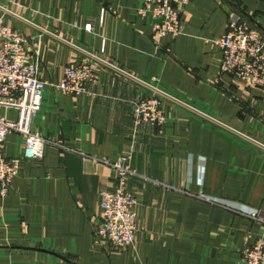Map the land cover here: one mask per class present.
Here are the masks:
<instances>
[{"label":"crops","instance_id":"0c3cea01","mask_svg":"<svg viewBox=\"0 0 264 264\" xmlns=\"http://www.w3.org/2000/svg\"><path fill=\"white\" fill-rule=\"evenodd\" d=\"M143 3L0 0L4 23L37 37L42 80L59 82L84 50L174 98L164 100L163 126H137L134 106L153 92L115 69L99 67L78 97L48 86L34 130L75 153L48 145L41 160H27L23 136H7L0 157L21 163L0 203V264H245L244 250L264 237V88L224 74L216 44L231 15L264 34V0H188L184 33L158 47L157 20L137 14ZM125 153L147 179L127 183L138 233L113 252L94 232L100 193L117 185L105 162ZM255 211L261 220L247 215Z\"/></svg>","mask_w":264,"mask_h":264},{"label":"built area","instance_id":"2783aa9c","mask_svg":"<svg viewBox=\"0 0 264 264\" xmlns=\"http://www.w3.org/2000/svg\"><path fill=\"white\" fill-rule=\"evenodd\" d=\"M187 4L188 0H144L137 10L140 17H152L157 20L153 27V42L157 47L160 39L176 38L184 33L186 23L182 13ZM85 30L92 32L93 25L87 24ZM216 44L222 52L221 68L224 74L242 81L249 89L264 88V34L249 22L231 15L226 33ZM37 46V37L28 36L7 26L4 17L0 16V147L9 134L17 133L25 140L24 159L41 160L48 145L75 153L64 141L51 140L36 132L34 120L42 108L44 91L48 86L75 97L89 93L88 86L95 80V71L102 66L132 77L153 92L134 106V120L137 126L146 123L161 127L165 124L164 100L174 98L158 88L155 81L135 77L98 54L81 50L86 59L66 65L61 80L50 84L40 78V60L34 55ZM4 109L16 110L17 118L5 117L2 114ZM80 155L85 160L97 161L86 154ZM20 163V158L0 157V203L7 197ZM131 163V153L123 154L115 162H105L116 172L117 185L114 189H103L100 193V221L95 226L94 234L98 243L113 252H123L132 246L138 233L139 201L127 189V183L131 178H147ZM201 196L209 202L218 203L215 199ZM220 205L246 214L240 209ZM247 215L260 219L256 211ZM243 257L245 264H264V237L247 246Z\"/></svg>","mask_w":264,"mask_h":264}]
</instances>
